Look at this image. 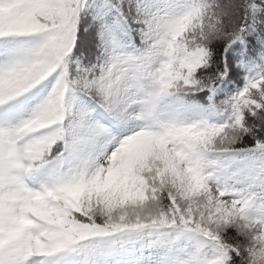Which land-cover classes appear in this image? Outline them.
<instances>
[{"label": "snow or ice", "instance_id": "1", "mask_svg": "<svg viewBox=\"0 0 264 264\" xmlns=\"http://www.w3.org/2000/svg\"><path fill=\"white\" fill-rule=\"evenodd\" d=\"M0 264H264V0H0Z\"/></svg>", "mask_w": 264, "mask_h": 264}]
</instances>
